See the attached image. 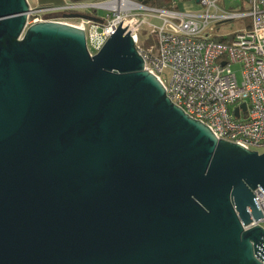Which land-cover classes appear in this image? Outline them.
<instances>
[{
    "label": "water",
    "instance_id": "95a60500",
    "mask_svg": "<svg viewBox=\"0 0 264 264\" xmlns=\"http://www.w3.org/2000/svg\"><path fill=\"white\" fill-rule=\"evenodd\" d=\"M31 10L0 0V264H264V152L175 104L122 25L92 54Z\"/></svg>",
    "mask_w": 264,
    "mask_h": 264
},
{
    "label": "built area",
    "instance_id": "2783aa9c",
    "mask_svg": "<svg viewBox=\"0 0 264 264\" xmlns=\"http://www.w3.org/2000/svg\"><path fill=\"white\" fill-rule=\"evenodd\" d=\"M178 2L157 6L142 0H68L32 6L28 24L56 19L78 25L92 54L122 25L145 68L158 76L175 104L206 123L218 138L251 149L264 146V0H194L187 8ZM98 8L105 14L98 15ZM82 9L102 20L64 16ZM149 15L159 17L161 24ZM240 17H250V22L220 31L219 23ZM145 30L153 36L148 44L147 39L142 42ZM233 63L241 65V80ZM166 70L171 72L169 83L162 76ZM256 198L264 215V192L256 190ZM263 221L264 216L259 221L264 226Z\"/></svg>",
    "mask_w": 264,
    "mask_h": 264
},
{
    "label": "rangeland",
    "instance_id": "374dc122",
    "mask_svg": "<svg viewBox=\"0 0 264 264\" xmlns=\"http://www.w3.org/2000/svg\"><path fill=\"white\" fill-rule=\"evenodd\" d=\"M182 1V0H179V2ZM31 6L33 7H36V6H39L41 4H38L37 3V0H29ZM194 3L193 0H190L188 1V3H178V6L180 8H187L188 7H192L194 5H192ZM192 5V6H191ZM81 12H85L83 9L81 10ZM106 10L102 9V8H98V10L96 11V13L98 15H102V14H105ZM35 14L33 13L30 17V19L32 20L34 18ZM149 18L157 23V24H161V19L159 17H155V16H150L149 15ZM77 20V19H75ZM245 22H250V17H240V18H233L231 20H228V21H225V22H221L219 23V26H220V31H230V30H235L241 26L244 25ZM147 33L149 32H143V38H142V42L145 41V39H147L148 35ZM149 42H146V44H148ZM232 67L234 68V70L236 71V74H237V77L239 78V80H241L242 78V74H241V65L239 63H233L232 64ZM163 78L164 80H166L167 83H169L170 79H171V72L170 70H166L164 73H163ZM255 149H258L259 151H264V146H259V147H255ZM263 224H264V221H263Z\"/></svg>",
    "mask_w": 264,
    "mask_h": 264
},
{
    "label": "trees",
    "instance_id": "16d2710c",
    "mask_svg": "<svg viewBox=\"0 0 264 264\" xmlns=\"http://www.w3.org/2000/svg\"><path fill=\"white\" fill-rule=\"evenodd\" d=\"M48 1H51V0H40L41 5H50V4H53V3H46ZM142 1L145 2V3H147V4H150V5L168 6L171 3L172 0H142ZM184 1H186V0H184ZM53 5H58V4H53ZM146 41L149 42V43L152 42L153 41V36L150 35L149 37H147V40Z\"/></svg>",
    "mask_w": 264,
    "mask_h": 264
},
{
    "label": "crops",
    "instance_id": "0c3cea01",
    "mask_svg": "<svg viewBox=\"0 0 264 264\" xmlns=\"http://www.w3.org/2000/svg\"><path fill=\"white\" fill-rule=\"evenodd\" d=\"M66 1H68V0H51V1H48V2H46V3H53V4H58V5H60V4H64ZM37 3L38 4H41V2H40V0H37ZM179 4L180 3H188L187 1H180V2H178ZM192 5H194V3L192 4ZM191 5V6H192ZM188 7V6H187Z\"/></svg>",
    "mask_w": 264,
    "mask_h": 264
}]
</instances>
